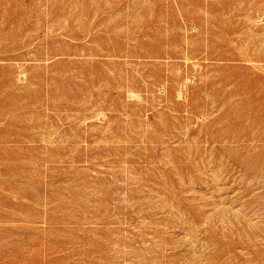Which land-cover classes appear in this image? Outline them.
Masks as SVG:
<instances>
[{
  "label": "rangeland",
  "instance_id": "rangeland-1",
  "mask_svg": "<svg viewBox=\"0 0 264 264\" xmlns=\"http://www.w3.org/2000/svg\"><path fill=\"white\" fill-rule=\"evenodd\" d=\"M0 264H264V0H0Z\"/></svg>",
  "mask_w": 264,
  "mask_h": 264
}]
</instances>
